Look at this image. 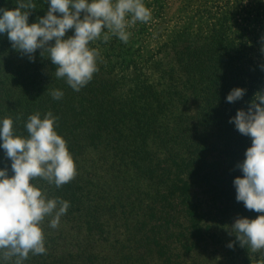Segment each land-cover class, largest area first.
Wrapping results in <instances>:
<instances>
[{"label":"trees","instance_id":"1","mask_svg":"<svg viewBox=\"0 0 264 264\" xmlns=\"http://www.w3.org/2000/svg\"><path fill=\"white\" fill-rule=\"evenodd\" d=\"M33 2L29 24L50 7V0ZM16 6L0 0V8ZM213 30L181 65L183 89L167 81L160 64L128 58L123 48L102 55L114 45L101 38L89 45L99 50V70L79 92L55 77L47 53L37 49L30 61L0 34V120L12 118L14 133L28 137V117L38 112L43 119L51 111L77 170L60 188L32 181L70 207L56 229L45 219L46 254L29 253L23 264H264V255L241 246L231 232L237 218L261 213L236 200L233 181L243 177L237 165L252 139L230 122L264 93V59L248 64L253 45L261 49L264 42L259 33L249 45L235 43L224 25ZM72 35L74 29L64 39ZM234 88L246 92L229 103ZM53 89L63 98L53 99ZM11 163L0 147V169L7 167L9 177Z\"/></svg>","mask_w":264,"mask_h":264},{"label":"clouds","instance_id":"2","mask_svg":"<svg viewBox=\"0 0 264 264\" xmlns=\"http://www.w3.org/2000/svg\"><path fill=\"white\" fill-rule=\"evenodd\" d=\"M16 2L14 9L0 8V34L6 33L12 48L27 55L30 61L34 62L37 49L42 50V56L47 53L55 66V77L65 79L77 92L99 70L100 53L89 47L90 42L101 38L108 42L111 36H116L128 43L131 33L127 29L138 21L148 23L152 19L151 10L143 0H50L46 15L29 24L36 3ZM70 29H74V35L64 39ZM245 92L243 88H234L226 100L234 103ZM50 94L55 100L64 96L59 89H53ZM57 119L51 111L43 119L38 112L30 115L25 123L28 137L14 133L12 118L0 120L3 141L0 147L11 160L14 173L9 177L7 167L0 169V264H7L13 258L14 264H23L29 253L46 254L42 227L45 219L51 218L49 226L56 229L70 207L69 201L50 199L32 183L42 178L60 188L77 175L67 142L56 131ZM230 122H234L242 135L252 139L245 160L237 165L243 177L233 181L236 200L242 201L246 209L261 213L255 219L237 218L231 232L241 246L247 245L253 253L264 255V93H256L247 111L238 110ZM227 246L233 248L234 243Z\"/></svg>","mask_w":264,"mask_h":264},{"label":"rangeland","instance_id":"3","mask_svg":"<svg viewBox=\"0 0 264 264\" xmlns=\"http://www.w3.org/2000/svg\"><path fill=\"white\" fill-rule=\"evenodd\" d=\"M151 10L148 23L137 22L127 30L131 33L128 43L111 36L114 49L102 51V55H119L126 50L128 58H137L142 63L156 62L167 72L168 82L183 89L177 80L183 76L187 57L198 54L200 45L212 38L213 29L226 26L229 38L235 43L245 41L249 45L253 34L259 33L264 42V0H143ZM130 19V17H129ZM107 31V30H105ZM236 47V46H235ZM249 54L250 66L264 59V43L261 49L255 45ZM184 59V61H183ZM236 61H234L235 63ZM242 59L236 62L237 69ZM168 68V69H167ZM254 69V67L252 68ZM182 71V72H181ZM173 77V79H170ZM261 86V85H260Z\"/></svg>","mask_w":264,"mask_h":264}]
</instances>
